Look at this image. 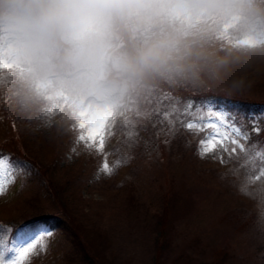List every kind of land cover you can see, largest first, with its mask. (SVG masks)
<instances>
[{"label":"rangeland","instance_id":"rangeland-1","mask_svg":"<svg viewBox=\"0 0 264 264\" xmlns=\"http://www.w3.org/2000/svg\"><path fill=\"white\" fill-rule=\"evenodd\" d=\"M173 2L190 4L194 0ZM253 2L264 9V0ZM143 21V35L148 36L149 40L141 42L142 47L165 35H176L179 44L175 55L185 56L180 61L185 65L203 63L197 57L208 52H214L218 56L232 52L238 57L224 82L208 81L205 74L201 73L205 84L197 87L192 83L190 71H157L169 82L200 93L227 92L248 98L257 94L258 89L253 79L264 81V47L250 52L244 49L254 39L264 40V25L244 29L242 18L238 15L224 19L216 14L193 12L191 9ZM110 40L116 50L123 44L121 40L116 44L111 38ZM256 70L261 73L254 74ZM29 73L30 66L19 58L16 44L5 32L0 31V158L6 159L12 166L11 182L7 184L4 195L0 196V246L5 253V261L11 257L16 244L5 252L8 226L2 224L16 216L26 218L32 208L41 205L50 208L52 213L56 209L55 200L49 193L48 198L40 192H36V196L30 194L25 197L30 190L26 181L31 172L44 187L47 183L40 176L39 169L48 166V176L51 177L53 173L49 165H53L58 157L63 163L53 177L63 178L59 181L61 185L65 181L71 183L76 190V198L84 201L82 211L91 217L98 216L92 225L110 237L112 251L118 257L117 263L148 264L147 243L154 235L146 228L147 224L138 226L136 220L126 216L124 210L129 209V197L132 196L140 204L147 206L150 203L159 205L164 200L163 192L172 185L175 189L176 186L179 188L178 183L182 182L189 191L187 193L186 188L185 191L180 189L181 196L188 194L186 201L182 202L187 213L172 225L170 235L173 245L170 254L179 252L183 245L195 239L206 247L207 259L211 254L210 250H224L229 257L226 264H264V177L258 181L251 179L259 173L261 165L258 163L253 171L239 150L230 157L217 148L201 158L198 148L202 140H223V136L217 137V132L225 130L215 127L218 122L211 116L202 122L207 126L199 131L190 132L179 124L186 130L182 142H178V138L177 141L171 140L173 132L168 129L166 135L158 136L162 145L155 148V152L146 160H140L133 148L134 139L125 135L129 128L126 109L130 110V104L127 107L130 89L111 96L96 88L83 93H71L55 78L30 81ZM237 78L243 79L244 85L239 90H233L228 82ZM257 87L260 89L258 85ZM80 113L89 116L112 114L115 123L105 146V154L109 165L118 159L123 161L114 175L99 173L102 155L87 152L75 144L76 134L71 131V124ZM227 113L229 120L234 121L235 126L247 136L243 124L235 114L229 111ZM261 114L263 117L262 110ZM251 115H254L253 112ZM186 118H181L183 124L190 121ZM56 126L59 128L56 129ZM55 131L60 132L59 138ZM241 143L249 150L245 141L242 140ZM227 147L231 149L233 146L229 143ZM221 157L226 163L220 162ZM24 158L36 160L37 167L34 168ZM25 191L28 192L24 194ZM65 194L69 200L76 199L72 192ZM237 208L255 214L258 223L255 230L243 233L233 230L228 217L233 218L232 211ZM68 211L71 212L70 208ZM67 221L62 215L61 218L55 216L28 223L23 233L35 231L41 226L51 232L46 239V249H37L30 257L29 264H59L65 247L58 249L57 245L64 244L65 236L71 230ZM89 231L91 230L87 229L88 233ZM89 234L92 237L96 233Z\"/></svg>","mask_w":264,"mask_h":264},{"label":"clouds","instance_id":"clouds-1","mask_svg":"<svg viewBox=\"0 0 264 264\" xmlns=\"http://www.w3.org/2000/svg\"><path fill=\"white\" fill-rule=\"evenodd\" d=\"M185 9L224 19L238 15L244 29L264 25V9L253 0H194L190 4L173 0H0V31L12 39L19 58L30 66V81L55 78L71 93L96 88L115 95L134 87L146 73L161 69L190 71L197 87L205 84L201 73L208 81L224 82L238 60L235 53H202L197 59L203 63L185 65L180 63L185 56L175 55L176 35H165L132 51L118 52L111 43L118 21H143ZM261 47L264 40L254 39L244 50ZM243 85V79L228 82L233 90Z\"/></svg>","mask_w":264,"mask_h":264},{"label":"trees","instance_id":"trees-1","mask_svg":"<svg viewBox=\"0 0 264 264\" xmlns=\"http://www.w3.org/2000/svg\"><path fill=\"white\" fill-rule=\"evenodd\" d=\"M143 24L144 21L136 19L118 21L114 24L110 38L115 42L114 44L120 42L119 40L123 42L117 50L118 52L132 51L135 48L142 47L141 42L149 40L147 39L148 36L143 35V31L145 30ZM259 73H261L259 70L254 72V74ZM160 74L157 72L146 73L143 79L136 83L134 87L127 89V91L131 90V94L127 92L129 95L127 107L130 104V110L126 109L129 128L126 130L127 133L125 135H128V132L132 130L130 125H134L135 146L133 148L140 160H146L151 153L155 152V148H159L162 145L158 136L166 135L169 129L163 122L162 116L167 113L169 105L174 101H178L182 105L188 101L197 103L214 100V109L223 108L226 111L234 113L241 121L247 133L246 147L249 146V152L254 153L252 150L264 151V116H261V110L264 112V81L259 82L257 79H253L258 92L255 94V97L249 96L251 98H248L227 92H195L186 86H178L169 82L161 72ZM251 112L254 115H251ZM186 119H191V117H187ZM57 128L59 126H56ZM185 131L177 124L175 130H172L173 137L171 140L177 141L176 138H178V142L184 141ZM55 132L59 138L60 132ZM123 140H125L124 137ZM24 159L34 168L37 167L36 160L30 161L26 158ZM62 163L63 161H60L57 157L53 165H49L52 167L50 168L53 173L51 177L48 176L50 172L48 166L39 169L40 176L47 183L44 187H42L40 180L36 178L33 172L27 178L26 185H30V190L25 198L30 194H32L31 196H36V192H40V194L44 193L45 198H48L50 194L55 200L56 209L53 211V215L50 212V208H44L41 205L37 208H32L31 212L26 215V218L16 216L10 219V221L4 222L2 225L8 226V236L5 240V248L7 249L5 252L16 244L17 237L25 231L29 222L52 219L55 216L61 218L63 215L68 220V228L71 230L65 236L64 244L57 245L58 249L65 247L59 264H119L117 263L118 257L112 251L110 237L98 227L94 228L92 225L94 219L98 216L91 217L82 211L81 207L85 205L84 201L76 198V190L71 183L65 181L61 185L59 181H62L63 178L53 177L58 169L61 168ZM47 179H51V181ZM178 186L180 187L176 186L177 189L173 185L169 186L167 191L163 192L162 196L164 200L160 201L159 205H154V203H150L148 206L140 204L137 199L130 196V193L127 195L130 197L128 202L129 209L124 210L126 216L132 220H136L138 226L143 227V224H147L146 228L154 234L151 239L149 238L147 243L148 264H226L225 262L229 257L224 250H210L211 254L207 259L205 256L208 252L206 247L202 246L200 241L195 239L183 245L179 252L170 254L173 245L170 235L172 225L187 213L186 207L182 202L188 198L187 193L189 191L186 188L187 186L182 182L178 183ZM185 188L187 193L181 196L182 190L180 189L185 191ZM73 189L75 190L74 192ZM27 192L25 191L24 194ZM65 192L69 194L72 192V196L76 199L69 200ZM78 202L81 203L79 204ZM69 208L71 212L68 211ZM245 211V209L237 208L232 211L233 218L228 217L233 230L236 232L252 231L258 226L255 214ZM87 229L91 230L89 233L96 234L91 237Z\"/></svg>","mask_w":264,"mask_h":264},{"label":"snow or ice","instance_id":"snow-or-ice-1","mask_svg":"<svg viewBox=\"0 0 264 264\" xmlns=\"http://www.w3.org/2000/svg\"><path fill=\"white\" fill-rule=\"evenodd\" d=\"M214 104V100L197 103L188 101L182 105L180 102L174 101L169 105L167 113L162 116V119L171 130H175L177 124H181L188 131L195 132L206 127L207 125L202 122L208 116H211L218 122L215 127L218 129L222 127L225 130L222 133L217 132V137L223 136V140L218 138L213 142L202 140L198 148L199 156L204 158L209 153L220 148L231 157L239 150L245 157L247 165L253 171H255L258 163L261 165L259 173L251 178L253 181L260 180L261 177H264V151L250 153L245 148L244 143H241L242 140L247 141V136L241 132L240 128L235 126L234 121L229 120L228 113L225 109L221 108L219 111H215L213 108ZM182 117H191V119L186 124H183ZM114 123L115 120L112 118L111 113L93 114L91 116L86 113H80L78 118L73 119L71 124V131L76 134L75 144L81 146L87 152H95L103 156L99 173L106 176L114 175L116 169L123 163V161L118 159L112 165H109L107 154H105V146L111 136V129ZM130 128L132 130L128 132V138L134 139V125H130ZM229 143L233 146L231 149L227 147ZM220 162L222 164L226 163L222 157ZM98 178L99 175L97 176ZM11 179L12 166L6 159L0 158V196L4 195L6 186L11 182ZM49 235H51V232L44 226H41L35 231L21 233L16 239V246L12 249L11 257L6 261L4 259L5 253L2 250V246H0V264H29L30 257L36 253L37 249L40 251L46 249V239Z\"/></svg>","mask_w":264,"mask_h":264}]
</instances>
